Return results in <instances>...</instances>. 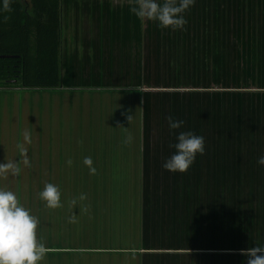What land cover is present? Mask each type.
<instances>
[{"label":"rangeland","instance_id":"1","mask_svg":"<svg viewBox=\"0 0 264 264\" xmlns=\"http://www.w3.org/2000/svg\"><path fill=\"white\" fill-rule=\"evenodd\" d=\"M120 14L119 26L146 27L151 119L137 136L164 143L151 147L163 159L180 131L203 136L205 151L185 173L106 181L121 201L113 193L111 209L97 211L103 240L74 210L72 247L57 264H243L242 250L264 247V0H194L180 28ZM169 116L183 128L171 132ZM79 222L91 240L74 233Z\"/></svg>","mask_w":264,"mask_h":264},{"label":"crops","instance_id":"2","mask_svg":"<svg viewBox=\"0 0 264 264\" xmlns=\"http://www.w3.org/2000/svg\"><path fill=\"white\" fill-rule=\"evenodd\" d=\"M136 3L61 0L60 86L0 88V164H15L20 169L18 175L11 170L0 171V179L6 178L0 187L14 192L37 218V236L47 248L41 264H57V253L72 247L68 244L73 239L74 210L83 223L90 220L94 240H98L104 216L97 211L111 209L113 193L121 201V188L116 190L106 181L168 176L162 167L167 158L151 148L165 144L136 134L145 131L151 119L150 91L142 73L146 49L141 45L146 27L118 25L122 11L137 21L130 11ZM124 130L129 133L122 136ZM85 157L92 158L95 174L83 164ZM68 159L72 160L70 167ZM46 183L55 184L61 191L60 207L48 208L40 199ZM138 189L127 191L135 193ZM81 194L86 196L83 201ZM136 199L130 206L139 207L136 202L140 200ZM83 223H76L81 226L74 233L91 240Z\"/></svg>","mask_w":264,"mask_h":264},{"label":"clouds","instance_id":"3","mask_svg":"<svg viewBox=\"0 0 264 264\" xmlns=\"http://www.w3.org/2000/svg\"><path fill=\"white\" fill-rule=\"evenodd\" d=\"M194 0H137L136 7L130 9L135 16L143 21H154L158 27L180 28L186 23L183 13L192 5ZM3 11H11L10 0H0ZM132 117H129L131 121ZM183 120L168 117V127L171 132L183 128ZM25 139H28L26 135ZM131 140V137L128 138ZM175 144L172 145L173 154L165 160L162 167L169 172L185 173L195 162L197 155H203L205 151L204 137L191 131H180L175 136ZM28 161L25 160V164ZM70 167L72 160L66 161ZM83 164L89 168L90 173L95 174L91 157H85ZM257 164L264 166V155L257 157ZM11 170L18 175L20 169L15 164H0V171ZM61 191L53 183H46L39 193L40 199L46 207L54 209L61 206ZM81 201L86 196L81 194ZM75 203V201H73ZM38 221L30 210L26 209L18 200L16 194L0 188V264H41L47 248L37 236ZM245 256L243 264H264V247L255 246L242 250Z\"/></svg>","mask_w":264,"mask_h":264},{"label":"trees","instance_id":"4","mask_svg":"<svg viewBox=\"0 0 264 264\" xmlns=\"http://www.w3.org/2000/svg\"><path fill=\"white\" fill-rule=\"evenodd\" d=\"M0 3V87L57 88L61 84V0Z\"/></svg>","mask_w":264,"mask_h":264}]
</instances>
